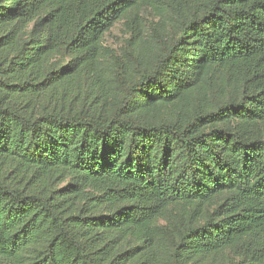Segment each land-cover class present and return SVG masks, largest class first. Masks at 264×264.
Wrapping results in <instances>:
<instances>
[{
	"label": "trees",
	"instance_id": "1",
	"mask_svg": "<svg viewBox=\"0 0 264 264\" xmlns=\"http://www.w3.org/2000/svg\"><path fill=\"white\" fill-rule=\"evenodd\" d=\"M0 264H264V0H0Z\"/></svg>",
	"mask_w": 264,
	"mask_h": 264
},
{
	"label": "rangeland",
	"instance_id": "2",
	"mask_svg": "<svg viewBox=\"0 0 264 264\" xmlns=\"http://www.w3.org/2000/svg\"><path fill=\"white\" fill-rule=\"evenodd\" d=\"M138 20L141 24L138 36L147 37L157 35L162 24L159 23V17L156 16L145 5L137 7ZM131 18V17H130ZM129 16L117 20L103 35L101 40L100 55L95 62L96 70L99 74H108L114 77L115 70L119 67L121 54L130 49L129 40L131 39L132 28ZM107 78H105V81ZM161 112L158 111L157 114ZM182 205H171L165 215L161 216L153 228L155 237L160 241L165 236V231L169 230L171 225L175 223L182 214ZM237 260V259H234Z\"/></svg>",
	"mask_w": 264,
	"mask_h": 264
}]
</instances>
